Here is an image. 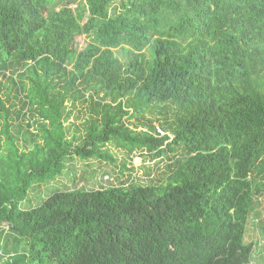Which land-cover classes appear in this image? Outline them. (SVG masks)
Masks as SVG:
<instances>
[{
	"label": "trees",
	"instance_id": "1",
	"mask_svg": "<svg viewBox=\"0 0 264 264\" xmlns=\"http://www.w3.org/2000/svg\"><path fill=\"white\" fill-rule=\"evenodd\" d=\"M70 2L0 0V74L20 78L13 90L40 116L38 133L22 131L1 102L0 264H253L264 0ZM82 35L91 41L79 50ZM66 101L86 105L84 135L68 138ZM170 109L164 136L152 120L129 125ZM109 144L173 154L168 179L56 190L22 207L77 158L114 162Z\"/></svg>",
	"mask_w": 264,
	"mask_h": 264
},
{
	"label": "rangeland",
	"instance_id": "2",
	"mask_svg": "<svg viewBox=\"0 0 264 264\" xmlns=\"http://www.w3.org/2000/svg\"><path fill=\"white\" fill-rule=\"evenodd\" d=\"M84 2L85 0H71L66 6L74 9ZM118 5L119 2H116L113 10ZM117 11H120V9H117ZM90 41L91 37L89 35H82L79 41V50L83 49ZM10 76H13L16 81L20 80L11 71L0 74V108L1 102H3L6 108L11 111V121L15 125L21 126L22 131L29 130L33 133H38L35 123L40 119V116L35 109H32L33 107H25L23 101H26V93H17L13 90ZM85 109L86 105L80 101L76 103L75 108L71 106L69 101H66L65 111L67 113L71 111L69 119L64 123L67 131H69L68 138H72L74 135H84L85 121L89 119V114L84 112ZM18 112L22 114L20 117L17 116ZM171 113V109L164 112H150L147 114L148 120L146 118L142 119V121L131 119L128 122L131 128L148 130L146 123L148 124L149 120H152L151 124L154 126L156 133H158L157 130L160 128L163 134H159L164 136L169 134L166 122L168 119V122L172 121ZM28 124H30V127H28ZM108 149L114 157V162L100 159L81 160L77 158L68 163L66 170L61 176L30 190L28 200L31 203L25 200L22 203V207L28 209L36 206L56 190H73L77 188L93 190L102 186L160 185L168 179L171 173L173 154L151 159L145 155L130 154L125 150L118 149L114 144H109ZM254 192L256 198L255 210L251 214L245 240L248 243H258L253 264H264V236L262 234L264 228V191L262 192L259 186L255 185Z\"/></svg>",
	"mask_w": 264,
	"mask_h": 264
},
{
	"label": "built area",
	"instance_id": "3",
	"mask_svg": "<svg viewBox=\"0 0 264 264\" xmlns=\"http://www.w3.org/2000/svg\"><path fill=\"white\" fill-rule=\"evenodd\" d=\"M157 132H158L157 134H159V133L163 134V131L160 128L157 130Z\"/></svg>",
	"mask_w": 264,
	"mask_h": 264
}]
</instances>
